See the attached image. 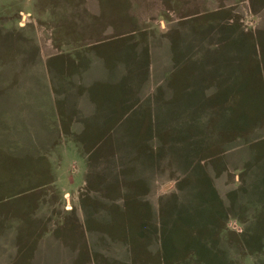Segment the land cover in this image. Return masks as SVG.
Instances as JSON below:
<instances>
[{"label":"rangeland","instance_id":"374dc122","mask_svg":"<svg viewBox=\"0 0 264 264\" xmlns=\"http://www.w3.org/2000/svg\"><path fill=\"white\" fill-rule=\"evenodd\" d=\"M89 94L104 130L81 143ZM45 235L86 261L97 238L147 264H264V0H0V264Z\"/></svg>","mask_w":264,"mask_h":264},{"label":"crops","instance_id":"0c3cea01","mask_svg":"<svg viewBox=\"0 0 264 264\" xmlns=\"http://www.w3.org/2000/svg\"><path fill=\"white\" fill-rule=\"evenodd\" d=\"M60 34H62V33H60ZM53 55L50 54V56H53ZM68 64H69V62H68ZM68 64L67 63H64L63 64V68L68 67ZM88 67H92V65H89ZM100 99H103V98H99L97 95H95L93 97L92 95L89 94L87 97H84L83 100H81V102L79 103V106L76 105L74 107V110L76 109V110L81 111L82 114L83 113L86 114V116L91 117L92 120L94 121V123H91L92 126H90L89 132L88 133H85V135H86L85 138H84V136L81 138V143H87V139H88V136L89 135H91V136H97V133H99L98 131H103L104 130L103 129V127H104V122H103V112H104V108L103 107H100V105L98 103V101H101ZM67 109H68L67 112L69 113V115H71V112H72V109H73V105L70 106V107H68ZM113 114L114 113L112 111V113H110V115H109V113L107 115L108 116H113ZM73 120L75 121V123H74V125H72V128L69 125V129H71L69 131V133H68L69 135L71 134V135L75 136L76 129L77 130L80 129L81 130V133L83 131H86L87 130L86 124H82L83 121L80 118L76 117ZM66 121L67 120H65L64 122H66ZM67 123H69V121H67ZM115 127L110 128V131L112 132ZM88 143H91V141H88ZM84 156H85V159H86V162H85L84 165H87L88 162H87V154H86V152L84 153ZM72 164L73 163H70L69 164V167L68 168L67 167L65 168V173H67V175H68L67 176V179L68 180L73 179L75 181V179L73 177L74 174H78V172L82 168L80 169V167L78 165H75L73 167ZM55 165H56L57 170L60 171L61 170V166H60L61 165V162L60 161L59 162L56 161L55 162ZM47 172H48V170H47ZM88 173H89L88 172V169H87V167H85V175L86 176H84V179L88 177ZM56 178H59V176H57ZM43 179H47V178H43ZM50 194H49V196H50ZM45 200L42 201V203L44 204V208L46 206V203H48V202H45ZM69 210H73V209H69ZM68 212H70V211H68ZM48 215H49V213H48ZM41 218H42V220L44 219V217H41ZM47 218H50V217H47ZM43 223H44V221H43ZM40 239H41V237H40ZM95 240H96V245H98V249H95V252L92 251L91 252V258H90V260L89 261H86L87 258H85V255L87 253H85L84 255H82L83 252H82V250H81L80 247L77 248L76 251H73V249H72L73 247H67L66 246V243H68V242H66L63 238L61 239V237H56L54 235L53 236L45 235L44 237H42V244H40V243L39 244L41 245V247L43 249L46 246L47 247V249H46L47 251H45L44 253L43 252L42 253L38 252L37 255L32 256L30 258L31 264H40V263H43V264H55L54 260L57 259L56 256H57V251L58 250H60V253H61V258H59L60 259V262H62L64 264H71L72 259L77 261L80 258L83 260L82 261V264H89L90 262H91V264H97V262L100 259H109V260H112L114 262L117 261L116 264H131V262H134L136 264H147L148 263L146 260H141V259H138V260L136 259L135 260V256H133V258L128 257V256H124V257L120 258V255H118L117 252H114V251H104L103 243H101V241L99 239H97V238ZM55 244L56 245H63V246L60 249H57L56 246H55ZM100 245H102V246H100ZM94 248H96V247H93V249ZM65 257H69V259L71 261L70 262H67L65 260ZM113 259H117V260H113Z\"/></svg>","mask_w":264,"mask_h":264}]
</instances>
